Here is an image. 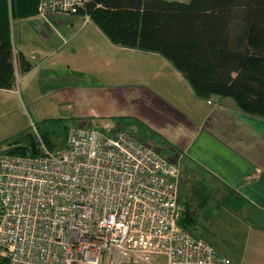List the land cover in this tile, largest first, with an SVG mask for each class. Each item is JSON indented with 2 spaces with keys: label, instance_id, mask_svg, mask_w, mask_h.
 I'll return each instance as SVG.
<instances>
[{
  "label": "built area",
  "instance_id": "obj_1",
  "mask_svg": "<svg viewBox=\"0 0 264 264\" xmlns=\"http://www.w3.org/2000/svg\"><path fill=\"white\" fill-rule=\"evenodd\" d=\"M94 1L40 0L37 16L72 17ZM39 149L0 156L9 264H234L181 224V159L110 125L72 128L59 155L43 139Z\"/></svg>",
  "mask_w": 264,
  "mask_h": 264
},
{
  "label": "rangeland",
  "instance_id": "obj_2",
  "mask_svg": "<svg viewBox=\"0 0 264 264\" xmlns=\"http://www.w3.org/2000/svg\"><path fill=\"white\" fill-rule=\"evenodd\" d=\"M61 19L66 23L53 21L52 27L44 26L51 19L43 23L38 16L12 21L17 64L22 53L33 72L24 80L26 73L18 69L17 94L0 92V153L33 142L39 147L43 137L50 151L59 155L67 148L72 128L102 129L110 125L150 142L168 160L181 159L185 187V168L204 165L198 151L206 138L196 136L187 122L195 120L194 114L184 113L182 118L154 104L162 108L158 110L145 103L143 95L161 86L163 90L170 87L174 93L185 90L184 83H190L163 56L161 59H166L173 72L165 69L159 74L154 70L143 73L141 63L130 61V55L110 54L107 42L94 34L101 33L110 40L95 23L87 22L85 14ZM71 19L75 20L74 26L67 22ZM60 49L62 52L55 55ZM107 59H111V65ZM29 93L36 96L32 107ZM47 104L54 108L45 109ZM39 109L41 113H37ZM2 209L0 195V212ZM192 233L234 264H264V220L250 223L239 215L214 214L200 219L197 231L192 229Z\"/></svg>",
  "mask_w": 264,
  "mask_h": 264
},
{
  "label": "trees",
  "instance_id": "obj_3",
  "mask_svg": "<svg viewBox=\"0 0 264 264\" xmlns=\"http://www.w3.org/2000/svg\"><path fill=\"white\" fill-rule=\"evenodd\" d=\"M39 2L0 0V90H14L18 69H32L22 53L16 64L11 27L37 16ZM81 14L112 44L166 58L199 98H228L264 119V0H95ZM6 154L37 157L40 149L33 142ZM188 218L186 208L181 224L192 232ZM0 264H9L1 253Z\"/></svg>",
  "mask_w": 264,
  "mask_h": 264
},
{
  "label": "crops",
  "instance_id": "obj_4",
  "mask_svg": "<svg viewBox=\"0 0 264 264\" xmlns=\"http://www.w3.org/2000/svg\"><path fill=\"white\" fill-rule=\"evenodd\" d=\"M53 21L61 25L66 23L60 17H53L44 26L52 27ZM67 22L74 26L75 20ZM89 26L90 23L87 24ZM94 37L107 42L110 54H128L130 61H139L143 73H146L145 70H154L156 74L165 69L174 70L158 54L118 47L107 41L101 33L94 34ZM68 46L62 49L63 53ZM62 51L58 50L55 55ZM107 60L108 65H111V59ZM31 70L33 72V68ZM30 72L26 73L24 80ZM184 85L185 90L180 89L174 93L170 87L166 90L162 89L163 86L155 88L152 93L154 97L147 90L148 94L143 95V100L154 107L165 108L167 113H177L182 118L185 117L184 113L192 117L194 114L195 120L187 122L192 125L196 136L200 134L206 138L198 151L205 161L204 165L200 168L187 166L184 170L188 179L185 178V189L181 190V202L188 210L187 223L197 231L200 219L221 213L242 216L243 219H249L250 223L263 221L264 216L259 212L264 213V119L240 111L228 98L201 99L191 85ZM0 92L17 94L18 89ZM29 95L33 97L30 104L32 107L36 103V96L32 93ZM47 105L45 109L54 108L52 104ZM41 112L42 109L37 110V113Z\"/></svg>",
  "mask_w": 264,
  "mask_h": 264
},
{
  "label": "water",
  "instance_id": "obj_5",
  "mask_svg": "<svg viewBox=\"0 0 264 264\" xmlns=\"http://www.w3.org/2000/svg\"><path fill=\"white\" fill-rule=\"evenodd\" d=\"M13 150H15V149H13ZM6 153H7V152L0 153V156L5 155Z\"/></svg>",
  "mask_w": 264,
  "mask_h": 264
}]
</instances>
